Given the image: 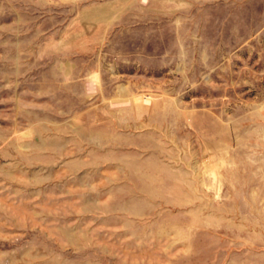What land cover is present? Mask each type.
Segmentation results:
<instances>
[{"label":"rangeland","instance_id":"obj_1","mask_svg":"<svg viewBox=\"0 0 264 264\" xmlns=\"http://www.w3.org/2000/svg\"><path fill=\"white\" fill-rule=\"evenodd\" d=\"M0 264H264V0H0Z\"/></svg>","mask_w":264,"mask_h":264}]
</instances>
